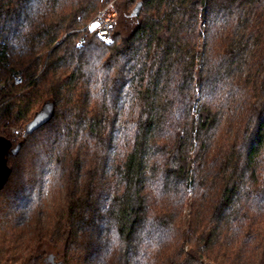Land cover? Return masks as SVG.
<instances>
[{
    "label": "trees",
    "instance_id": "16d2710c",
    "mask_svg": "<svg viewBox=\"0 0 264 264\" xmlns=\"http://www.w3.org/2000/svg\"><path fill=\"white\" fill-rule=\"evenodd\" d=\"M0 51V264H264V0H0Z\"/></svg>",
    "mask_w": 264,
    "mask_h": 264
},
{
    "label": "built area",
    "instance_id": "2783aa9c",
    "mask_svg": "<svg viewBox=\"0 0 264 264\" xmlns=\"http://www.w3.org/2000/svg\"><path fill=\"white\" fill-rule=\"evenodd\" d=\"M116 18L117 14L114 9L113 3L109 4L107 7H105L95 18L94 20L88 25V30L91 32H94L97 34L99 39L102 42L110 43L112 41V35L116 28ZM97 24V27L95 30H92V25ZM110 25V27H109ZM86 39V35L83 34L80 37L79 45H83ZM110 41V42H109ZM5 48L2 45L1 51H4ZM0 51V52H1ZM2 53V52H1ZM6 81L10 84L12 81L16 85L23 83V76L21 72H16L13 74V79L7 78ZM5 81V82H6ZM4 84L0 86L3 87Z\"/></svg>",
    "mask_w": 264,
    "mask_h": 264
},
{
    "label": "water",
    "instance_id": "95a60500",
    "mask_svg": "<svg viewBox=\"0 0 264 264\" xmlns=\"http://www.w3.org/2000/svg\"><path fill=\"white\" fill-rule=\"evenodd\" d=\"M142 7V3H139L134 12L132 13V17H138L140 14V10ZM49 115L45 114V111L37 113L36 117L33 121H31L26 128V135L34 133L37 129H39L45 122L46 117ZM14 150L13 142L6 137L0 136V187L4 184L5 180L8 178L9 170L7 168V156ZM52 261V257L50 258Z\"/></svg>",
    "mask_w": 264,
    "mask_h": 264
},
{
    "label": "rangeland",
    "instance_id": "374dc122",
    "mask_svg": "<svg viewBox=\"0 0 264 264\" xmlns=\"http://www.w3.org/2000/svg\"><path fill=\"white\" fill-rule=\"evenodd\" d=\"M113 3V6H114V2H112ZM111 4V3H110ZM114 9H115V7H114ZM119 21H120V19H118ZM123 20H124V18H123ZM118 21V22H119ZM125 23V28H126V33H127V35H129V33H131V31H133V28H134V26H135V24H136V22L135 21H133V19H126V21L124 22ZM120 26H119V28H117L118 30H120ZM6 81V80H5ZM0 82V86L2 85V84H4V85H10L7 81L6 82ZM20 85V84H19ZM3 87H1L0 89H2ZM11 132L13 133V134H15L16 136L18 135V134H20V129H18V128H12L11 129ZM62 247L63 246H59L58 248H46V250H49V251H51V253L53 254V255H56V254H58V252L59 251H61L62 250Z\"/></svg>",
    "mask_w": 264,
    "mask_h": 264
},
{
    "label": "snow or ice",
    "instance_id": "6c2138e0",
    "mask_svg": "<svg viewBox=\"0 0 264 264\" xmlns=\"http://www.w3.org/2000/svg\"><path fill=\"white\" fill-rule=\"evenodd\" d=\"M96 27H97V24H93V25H92V30H95ZM109 27H110V25H109ZM109 42H110V41H109Z\"/></svg>",
    "mask_w": 264,
    "mask_h": 264
}]
</instances>
